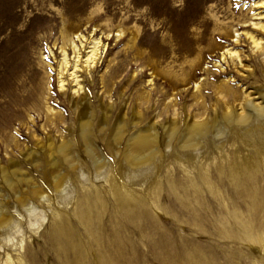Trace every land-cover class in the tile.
<instances>
[{
  "label": "rangeland",
  "instance_id": "1",
  "mask_svg": "<svg viewBox=\"0 0 264 264\" xmlns=\"http://www.w3.org/2000/svg\"><path fill=\"white\" fill-rule=\"evenodd\" d=\"M254 1L0 0V103L11 101L12 105L0 116V214L5 216L0 220V235L5 233L1 230L4 222H18L16 228L7 226L6 242L0 237V264L6 254L12 264H73L77 257L73 250H59L47 234L55 210L66 217L71 235L83 245L80 264H264V166L253 209L243 189L227 184L213 191L204 187L200 199L196 198L194 187L180 183L187 173L175 159L169 163L175 179L172 188L166 179L168 160L161 157L167 149L162 145L167 124L175 121L181 130L186 118L198 115L195 120H204L214 112L219 115L222 101L231 102L233 108L232 93L241 96V89L251 92L248 102L257 92L264 94L262 66L243 33L237 47L242 66L234 67L230 59L221 57L222 49L233 44V28L248 29L264 42V34L251 24L264 22L261 14L254 15L264 12V6ZM78 32L85 38H99L100 57L89 71L82 67L78 72L82 88L73 94L70 81L65 90L59 89L57 61L60 46L66 45L72 55L66 40ZM222 89L229 91L230 99ZM80 95L86 96L90 108L91 134L97 132L104 110H108L107 126L121 116L127 122L139 116L123 132L118 146L136 130L154 123L158 142L143 154L153 152L157 164L142 172L137 181L153 176L160 184L155 197L146 192L144 184L131 186L147 200V213L133 221L115 208L106 193L107 201L93 209L91 221L84 225L73 213L78 203L84 204L82 199L76 201L82 192L76 177H71L69 187L74 191L66 196L68 202H57L44 182V163L36 169L23 162V152L33 149L42 156L37 143H46L49 136L57 141L61 136L60 140L69 141L75 162L84 171L79 179L85 191L94 185L100 190L107 187L104 174L94 178L91 158L80 148V108L73 105ZM48 106L51 111L46 113ZM99 137L92 140L96 153L92 152L109 172H115L120 162ZM227 140L215 139V145L225 149ZM206 154L210 156L211 151L196 154L197 160ZM11 159L22 163L32 186L47 190L49 201L42 204L29 196L26 186H17L15 192L4 187L1 167H7ZM11 194L30 197L32 207L16 211L6 206L7 198L15 199ZM36 212L39 215L30 226L29 215ZM249 236L257 239L251 241Z\"/></svg>",
  "mask_w": 264,
  "mask_h": 264
},
{
  "label": "bare ground",
  "instance_id": "2",
  "mask_svg": "<svg viewBox=\"0 0 264 264\" xmlns=\"http://www.w3.org/2000/svg\"><path fill=\"white\" fill-rule=\"evenodd\" d=\"M254 3L259 7L264 6V0H256ZM257 14H261L260 17H264V12L255 13L254 15ZM251 24L253 28H258L264 34V22L251 21ZM238 30L237 28H233L231 35L233 44L232 46L227 45L222 49V59H230L234 67L242 66V54L237 47L239 45V35L243 33L250 42L252 51H254L253 56L257 59V63L262 66L260 68L264 74V42L261 40V37L256 36L248 29H244L241 32ZM66 42L72 55L68 54L65 48L66 45L60 46L61 57L57 61V82L59 89L65 90L68 81H70L71 93L76 94L82 88L78 72L83 69L82 67L86 71H89L94 66L96 60L100 57V40L96 37L85 38L81 32H78L74 36L67 38ZM260 55L261 57H259ZM245 68L249 69L250 65L247 64ZM66 74L69 76V80H66ZM241 91V96L232 93L234 96L232 101L233 104L235 103L233 108L230 107L231 102L229 103L226 99L222 101L223 112L219 115L217 112H214L204 120H195L197 119L196 116H198L195 114V119L194 117L190 119V117L181 122V130H179L180 127L175 121L166 125L162 145L167 146V149L165 154H161V157H165L168 160L166 164V179L172 188L175 187V179L170 174L169 163L172 159H175L182 170L187 173L186 180L180 183H182V186L190 185L194 187V192L197 194L196 198L200 199V194L204 187L213 191L219 185L227 184L233 188L243 189L246 196L250 198L253 209L258 204L260 193L258 190L260 187L258 176L264 166V94L257 92L258 95L248 102L247 98L251 95V92L248 89H241ZM224 92L226 96L230 94L226 89ZM73 105L80 108L77 116L80 148L91 158V167L95 170L94 178L101 179V175L104 174L103 178L107 187L103 186V189L100 190L98 186L94 185L89 187L90 191H85L86 188L81 183L83 180L79 179L84 171L80 167V163L78 161L75 162V155L71 153L72 146L70 147L69 141L65 139L60 140L61 136L56 137L57 141L52 140L49 136L46 143L36 142L39 146L38 148L43 152L42 156L36 150L28 149L21 154L23 162L36 169H38L41 162L44 163V182L48 185V190L53 191L57 202H60V200H63L65 204L68 202L66 196L71 191H74L73 187H69L71 185V177H76L80 183L82 192L79 197L75 198L77 202L80 199L84 200V204L78 203L73 213L86 226L91 221L90 218L94 213L92 212L93 209H98L104 205L105 200L107 201L105 197L106 193L112 198L115 208L123 212L125 218L133 221L137 216L146 214V197L137 193L131 186L144 184L146 192L149 195H154L155 197L157 194L160 182L154 179L153 176H145L137 181L139 176L147 173L153 164H157L153 160V152L148 155L143 154L145 151L153 149L154 145L158 142L154 123L151 122L145 127L136 130L128 136L124 145L118 146L123 132L127 131L130 125H135L139 120V116L135 114L129 122L121 116L111 126H107L105 124L108 110H104L103 116L98 122L97 132L101 136L99 138L102 139L107 150L120 162V166H118L115 172L112 170L109 172L105 162H100L92 152L96 153L92 140L98 134L97 132L91 134L92 131L89 125L91 112L86 101V96L82 95L78 100L73 101ZM11 107V101L0 103V116H4L6 111ZM50 111L51 108L48 106L46 113ZM175 132L177 136H175ZM222 137H227L228 139L225 149L222 147L224 145H215V139ZM211 147H214V150H210ZM207 149L208 153L211 151V155H202L201 159L197 160L198 156L196 154L201 155V151H206ZM181 152H184V154L180 155ZM124 159L127 162L126 165L122 164V160ZM21 164V162L19 163L11 159L7 167H1V175L5 180L4 187L15 192L17 186H26L27 189H30L29 196H33L42 204L49 201L47 190L32 186V179L23 170ZM13 178H15V181L12 180ZM11 197H13L12 194ZM13 198L15 199L12 202L10 198H7L4 202L5 205H11L16 211L19 210L18 207L25 210L32 207V203L29 202L30 197H24L21 194ZM51 214L52 219L47 234L52 240L56 241L59 250L61 249L65 252L69 249L73 250V253L77 256L73 264H80V257L84 250L81 241L78 237L71 235L65 216L57 210L52 211ZM37 215H39L38 212L34 215H29L30 226L35 224L33 221ZM4 217L0 214V220H3ZM10 224H13L14 228L18 226V222L14 223V220H9L1 225V230L4 229L5 233H2L0 237L4 242L9 239L8 236L6 238L4 236L7 233V226ZM253 237L250 238L249 236L251 241L257 239ZM257 237L260 236L257 235ZM102 260V255H99L97 261L101 263ZM12 263L8 254H6L1 264Z\"/></svg>",
  "mask_w": 264,
  "mask_h": 264
}]
</instances>
